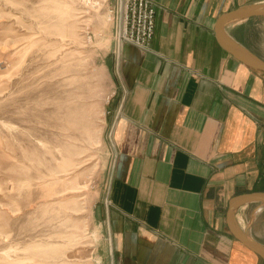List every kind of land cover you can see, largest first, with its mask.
Listing matches in <instances>:
<instances>
[{"label":"crops","instance_id":"0c3cea01","mask_svg":"<svg viewBox=\"0 0 264 264\" xmlns=\"http://www.w3.org/2000/svg\"><path fill=\"white\" fill-rule=\"evenodd\" d=\"M155 1L151 47L125 42L116 60L110 202L100 206L110 264H264L228 221L234 195L264 191V72L215 30L221 13L264 0ZM231 26L264 58V15ZM236 216L264 243V201Z\"/></svg>","mask_w":264,"mask_h":264},{"label":"rangeland","instance_id":"374dc122","mask_svg":"<svg viewBox=\"0 0 264 264\" xmlns=\"http://www.w3.org/2000/svg\"><path fill=\"white\" fill-rule=\"evenodd\" d=\"M125 1L0 0V264L111 263L116 60L155 32Z\"/></svg>","mask_w":264,"mask_h":264},{"label":"water","instance_id":"95a60500","mask_svg":"<svg viewBox=\"0 0 264 264\" xmlns=\"http://www.w3.org/2000/svg\"><path fill=\"white\" fill-rule=\"evenodd\" d=\"M256 15H264V1L241 5L223 12L216 21L215 30L217 38L224 48L251 67L264 72V59L233 38L227 31L229 24ZM253 200L264 201V191H253L233 196L229 202L228 221L232 232L264 257V243L254 238L247 228H242L236 219V210L242 204Z\"/></svg>","mask_w":264,"mask_h":264},{"label":"built area","instance_id":"2783aa9c","mask_svg":"<svg viewBox=\"0 0 264 264\" xmlns=\"http://www.w3.org/2000/svg\"><path fill=\"white\" fill-rule=\"evenodd\" d=\"M129 1L130 0H126L125 1V5L126 7H129ZM140 6H143L146 10V14L149 15L148 18L145 19L144 23H140L141 25V29L145 31L146 33V37H143V40H146L147 38H150L153 35L154 32V10L153 7L150 5L149 0H140ZM126 16H128V14H126ZM142 40V41H143ZM140 41V40H139Z\"/></svg>","mask_w":264,"mask_h":264},{"label":"bare ground","instance_id":"6f19581e","mask_svg":"<svg viewBox=\"0 0 264 264\" xmlns=\"http://www.w3.org/2000/svg\"><path fill=\"white\" fill-rule=\"evenodd\" d=\"M98 3V2H97ZM94 4L96 5V2H94Z\"/></svg>","mask_w":264,"mask_h":264}]
</instances>
